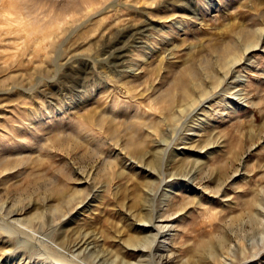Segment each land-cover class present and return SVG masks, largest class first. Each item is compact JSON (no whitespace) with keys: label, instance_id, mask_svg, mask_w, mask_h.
Listing matches in <instances>:
<instances>
[{"label":"rangeland","instance_id":"1","mask_svg":"<svg viewBox=\"0 0 264 264\" xmlns=\"http://www.w3.org/2000/svg\"><path fill=\"white\" fill-rule=\"evenodd\" d=\"M214 2L210 10L206 0H0V203L19 209L13 218L45 215L12 221L1 211L0 264L134 259L127 240L160 214L163 191L178 227L169 251L157 253L168 264L216 239L205 264H264V50L249 51L225 77L219 68L225 40L264 28V0ZM146 12L167 30L149 37L159 50L147 58L140 45L157 33L142 22ZM187 66L210 87L208 98L160 122L161 96ZM239 78L246 106L234 111ZM62 238L93 255L66 249Z\"/></svg>","mask_w":264,"mask_h":264},{"label":"bare ground","instance_id":"2","mask_svg":"<svg viewBox=\"0 0 264 264\" xmlns=\"http://www.w3.org/2000/svg\"><path fill=\"white\" fill-rule=\"evenodd\" d=\"M157 1V0H156ZM159 1V0H158ZM161 1V0H160ZM167 1V0H166ZM207 2V8H210L213 9L215 7V2L214 0H206ZM158 3V2H157ZM99 4V3H98ZM110 5V4H109ZM153 5V3H152ZM154 6V5H153ZM157 6H161V4H158ZM163 6V4H162ZM105 7V6H104ZM166 7V6H165ZM175 7V6H174ZM156 8V7H155ZM158 8V7H157ZM173 8V7H172ZM168 9V8H167ZM192 11V10H191ZM195 12V11H194ZM101 13V12H100ZM184 13V12H183ZM148 14V15H147ZM178 14V13H177ZM115 15V14H114ZM119 15V14H118ZM144 18L142 20V22H144L145 24L148 25V27L150 28H153L155 33L157 34H151V33H147L148 37L145 38L142 43L141 46V49L142 48H145L146 51H145V58H147L149 55L155 53H157V48H158V44L157 46H155L153 44V42L150 40V38H152V36H156L159 38V40L162 38H164L165 36L167 35H164V32L167 33V30L164 29V26L160 24L159 21H153L154 20V17L153 15H151V13H147L146 14H143ZM171 16V15H170ZM175 16V15H174ZM162 17H165V16H162ZM176 17V16H175ZM183 17V16H182ZM157 18V17H156ZM159 18V17H158ZM167 18V17H166ZM173 18V16H172ZM178 18V17H177ZM177 18H174V19H177ZM163 19V18H162ZM170 19V18H169ZM172 19V20H174ZM183 20V18H182ZM180 21V20H179ZM177 22V21H176ZM183 23V22H182ZM110 24V23H109ZM172 24V23H171ZM173 24H175V22L173 21ZM135 25V23H134ZM177 25V24H176ZM107 26H109L107 24ZM124 26V25H123ZM167 26V25H166ZM173 26V25H172ZM173 27H176V26H173ZM142 28V27H141ZM171 28V27H170ZM180 28V27H179ZM182 28V27H181ZM258 28V27H257ZM119 29V28H118ZM165 31H163V30ZM254 29V28H253ZM241 30V29H240ZM111 31V30H110ZM242 31V30H241ZM160 32V33H159ZM231 32V31H230ZM238 32V31H237ZM248 32H251V33H244V32H240L239 31V35L240 36H236L234 39L232 38H229L227 40L224 41L223 45L219 48L220 49V55H219V68L220 70L222 71H225L222 75V77H225L227 76V70L229 69L230 66H235L234 64H241V61H243V59L245 58L246 60V55L249 51L251 50H256V51H263L264 49L262 48V42H263V33H264V28L262 29H257L255 31H249ZM100 33V32H99ZM105 33V32H104ZM122 33V32H121ZM134 35V34H133ZM146 35V36H147ZM150 37V38H149ZM171 39V38H170ZM81 40V39H80ZM35 41V40H34ZM81 42V41H80ZM163 42V41H161ZM78 43V42H77ZM217 48V47H216ZM126 55L124 53H122L120 55V57H125ZM141 57V56H140ZM121 58V59H123ZM207 59V58H206ZM248 59V58H247ZM143 61V60H142ZM100 62V61H99ZM145 62V61H144ZM90 63V62H89ZM244 63V62H243ZM247 63V62H246ZM248 64V63H247ZM193 65V64H192ZM249 65V64H248ZM239 66V65H238ZM237 66V67H238ZM244 66V65H243ZM191 66H187L186 68H183V70L180 72V77L178 79V82H177V86H175L173 89L174 91L173 92H168V93H165L163 94L161 97L162 99H164V102H165V106L163 108L164 112V116L163 118L160 120L165 122V121H168L170 123H175L180 115L182 114V111L186 108V107H189L191 110L194 111L195 109V106L196 104L198 105H204L205 101L207 100L208 98V95L207 93L209 92V89L210 87H207V86H204V79H196V76L194 77V72H195V69H191L190 68ZM194 68V66H193ZM235 68V67H234ZM240 68V66H239ZM242 69H244V67H242ZM135 69H130L128 72L126 73H129L127 75H131L133 76V79H135L137 76L135 74ZM199 72V71H198ZM201 73V72H199ZM197 73H195L196 75ZM241 74V73H240ZM217 75V74H216ZM219 75V74H218ZM217 75V76H218ZM231 75V74H230ZM108 76V75H107ZM216 76V77H217ZM128 77V76H127ZM135 77V78H134ZM236 77V76H235ZM130 78V77H129ZM178 78V77H177ZM198 78V77H197ZM234 78V77H233ZM228 79V78H227ZM246 78H239L237 79V88H236V92H235V89H234V96L232 97L233 99H235V105L233 106L232 110H236V109H242L246 106L245 104V99H244V96H240L243 92V89H244V84L246 82L245 80ZM224 80V79H223ZM216 83H214L215 85L216 84H219L220 82H223L221 78H218V79H215ZM169 82V81H168ZM222 84V83H221ZM133 86V85H132ZM125 87V86H124ZM213 88V87H212ZM153 89V88H152ZM214 89V88H213ZM129 90V89H128ZM131 90V89H130ZM165 90V89H164ZM133 91V90H132ZM136 91V90H135ZM176 91V92H175ZM245 91V90H244ZM207 95V96H206ZM213 95V93H212ZM244 95V94H242ZM207 97L205 98L202 103L199 104V101L204 98V97ZM232 96V95H231ZM160 97V98H161ZM212 97V96H211ZM211 97L209 98L211 100ZM214 97V96H213ZM230 97V95H229ZM162 99L160 101H162ZM179 101L182 102L181 106L177 103ZM203 100V99H202ZM222 100V99H221ZM220 100V101H221ZM229 100V99H228ZM219 101V100H218ZM223 101V100H222ZM167 102V104H166ZM184 102V103H183ZM225 102V101H224ZM229 102V101H228ZM161 103V102H160ZM226 104V103H225ZM230 104V103H229ZM197 105V106H198ZM151 106V105H150ZM157 107V106H156ZM205 107V106H204ZM162 108V107H161ZM201 108V107H200ZM208 108V107H207ZM149 109V108H148ZM189 109V110H190ZM205 110V109H204ZM155 111V110H154ZM197 111V110H196ZM203 111V109H202ZM231 111V110H230ZM191 113V111L189 112ZM188 113V115H189ZM198 113V112H197ZM162 114V113H161ZM192 114V113H191ZM187 115V116H188ZM162 116V115H161ZM182 117V116H181ZM91 118V117H90ZM160 118V116H159ZM198 119V118H197ZM159 120V119H158ZM202 121V120H201ZM207 121V120H206ZM181 122V121H180ZM196 122V121H195ZM188 123V122H187ZM186 123V124H187ZM161 124V123H160ZM155 125V124H154ZM153 125V126H154ZM158 125V124H157ZM195 125V124H194ZM211 127V126H210ZM208 128V127H206ZM146 130V129H145ZM202 130V129H201ZM210 130V129H209ZM196 133V132H195ZM210 133V132H209ZM132 134V133H130ZM129 134V135H130ZM148 135V133H147ZM146 136V134H145ZM135 137V136H134ZM127 139V138H126ZM129 140V138H128ZM131 140V139H130ZM126 141V140H125ZM207 141V140H205ZM222 141V140H221ZM141 143V142H140ZM126 144V143H125ZM124 144V146H125ZM129 147L132 148L133 152L134 153H139L138 152V147L137 148H134L132 146V143L129 142L128 144ZM127 146V148H128ZM135 146V145H134ZM186 147V146H185ZM140 151V149H139ZM157 151V150H156ZM158 153V152H157ZM210 154V153H209ZM173 155V154H172ZM159 156V155H158ZM172 157V156H171ZM182 157V156H181ZM176 158V157H175ZM175 160V159H173ZM156 159H154V163H156ZM157 164V163H156ZM160 172H163V169L162 167L160 166ZM163 178V177H162ZM194 177H191L189 179V183L193 180ZM188 181V180H187ZM146 182V181H145ZM148 182V181H147ZM160 182V181H159ZM163 184V183H162ZM144 185V184H143ZM165 185V184H164ZM186 187H188V185H186ZM191 188V187H190ZM164 189V188H163ZM170 189H176L175 186H170ZM62 191V190H61ZM61 191H58V196L60 198V201H61ZM142 192V191H141ZM64 193V192H63ZM140 193V192H139ZM146 194V193H145ZM163 195H164V200L166 203H164L165 207L164 208H161L159 210V213L157 218L154 219H146V221L148 222L147 225H139L137 224V227L135 228H139V230H137V232L140 234H138L139 236H130L128 238V244L130 245V247L132 248V252L133 254L135 255L134 259L131 258V260H125L124 258V255H123V259H121V264H168L170 263V256L169 255H165V254H159L157 255V253H162V251H167L168 247L166 248V245L167 243L173 239L175 233L174 231L177 230L178 227H176L175 225L171 224L170 223V220H168V217H167V201L169 199V195L170 193L169 192H165L163 191ZM65 196V195H64ZM70 197L71 199V196L69 195L68 198ZM65 199V202H67ZM139 198V196H138ZM73 199V198H72ZM140 199V203H143L145 202L146 200V195L142 196L139 198ZM152 200V199H151ZM71 201V200H70ZM63 202V201H62ZM139 203V202H138ZM6 204V203H5ZM4 204V202L0 203V213L1 211H6V215H8L7 217L11 218L12 221H28L30 218H36V217H39L40 219L43 218L44 213L41 211V212H35L34 214H32L31 216L29 217H24V218H18V217H21V216H17V218H13L12 216L14 215H17L19 214V209H14L12 208L11 206H7L6 208V205ZM63 204V203H62ZM67 204V203H66ZM65 204V205H66ZM79 204V203H78ZM59 205L61 204H57L55 205L54 207H51V211L54 212L56 209H58ZM64 205V204H63ZM62 207V206H61ZM145 207V205H144ZM154 208V207H153ZM60 209V208H59ZM58 210H56L57 212ZM61 211V210H60ZM45 212H46V209H45ZM51 212V213H52ZM169 213V212H168ZM46 214V213H45ZM53 214V213H52ZM146 214V213H145ZM144 214V216H146ZM148 215V214H147ZM149 216V215H148ZM144 218V217H143ZM153 218V217H152ZM30 219V220H31ZM145 219V218H144ZM173 219V217H172ZM30 222V221H28ZM14 223V222H13ZM21 223V222H20ZM170 223V224H168ZM12 224V223H11ZM24 224V223H23ZM143 224V222H142ZM10 226V225H8ZM14 226V225H12ZM11 227V226H10ZM133 226L131 225V228ZM173 232V233H170V232ZM81 236V235H80ZM117 239V238H116ZM120 239V238H119ZM170 239V240H169ZM221 239V238H220ZM66 238H62L61 240V243L65 244V248L69 249H73L72 251H77L76 253L77 254H82L84 255L85 252H87L88 255H93V251L89 250L86 248V244H84V247L81 245V243H79L78 241H70L69 243L66 242ZM78 240V239H77ZM90 240V239H89ZM98 240V239H97ZM126 240V239H125ZM221 241V240H220ZM82 242V241H81ZM83 243V242H82ZM217 244H218V240L216 239V241H212L211 243L207 242V243H197L196 246H195V250H194V253L196 255H192L185 260V262L183 263H179V264H205L204 263V260H208L206 262H214V256H215V252H216V247H217ZM93 245V244H92ZM122 245V243H121ZM121 245H120V248H121ZM82 246V247H81ZM36 247V246H35ZM123 247V245H122ZM93 248V247H92ZM95 248V247H94ZM124 248V247H123ZM123 248H121L120 250H122ZM129 248V247H128ZM126 249V248H124ZM165 249V250H164ZM62 250V249H61ZM64 251V250H63ZM68 251V250H67ZM70 251V250H69ZM169 251V250H168ZM60 252V251H59ZM71 252V251H70ZM69 252V253H70ZM124 252V251H123ZM65 253V252H63ZM68 253V252H67ZM166 253V252H165ZM71 254V253H70ZM75 254V253H74ZM76 254V255H77ZM121 254V253H120ZM53 255V254H52ZM69 255V254H68ZM77 255V257L79 256ZM130 255V254H129ZM133 255V256H134ZM156 255L158 256L157 259H155ZM72 256V255H71ZM74 256V255H73ZM81 256V255H80ZM79 256V257H80ZM116 256V255H115ZM119 256V254L117 255ZM122 256V255H121ZM120 256V257H121ZM192 256H194L192 258ZM63 257V256H62ZM76 257V256H74ZM90 257V256H88ZM119 257V259H120ZM226 257V256H225ZM71 258V257H70ZM69 258V259H70ZM118 258V257H117ZM192 258V259H191ZM56 259V258H55ZM66 260V259H65ZM92 260V259H91ZM113 260V259H112ZM115 260V259H114ZM118 260V259H117ZM57 261V260H56ZM60 261V260H59ZM63 261V260H62ZM61 261V262H62ZM67 261V260H66ZM170 261V262H169ZM68 262V261H67ZM114 262V261H113ZM64 263V262H63ZM116 263V262H115ZM118 263V262H117ZM69 264V263H67ZM71 264H74L71 263ZM104 264V263H103ZM113 264V263H112ZM119 264V263H118ZM172 264V263H171ZM174 264V263H173Z\"/></svg>","mask_w":264,"mask_h":264}]
</instances>
